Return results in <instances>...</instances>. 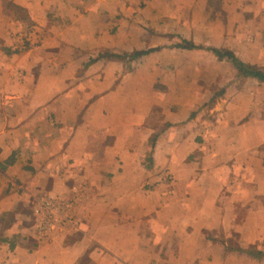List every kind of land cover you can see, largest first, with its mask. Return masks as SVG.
<instances>
[{
    "label": "crops",
    "instance_id": "1",
    "mask_svg": "<svg viewBox=\"0 0 264 264\" xmlns=\"http://www.w3.org/2000/svg\"><path fill=\"white\" fill-rule=\"evenodd\" d=\"M233 58L264 73V0H0V264H264V82Z\"/></svg>",
    "mask_w": 264,
    "mask_h": 264
},
{
    "label": "built area",
    "instance_id": "2",
    "mask_svg": "<svg viewBox=\"0 0 264 264\" xmlns=\"http://www.w3.org/2000/svg\"><path fill=\"white\" fill-rule=\"evenodd\" d=\"M82 190L75 191L74 197L46 196L40 200L34 211V228L40 237L53 232L79 231L82 217L78 215L77 208L81 202Z\"/></svg>",
    "mask_w": 264,
    "mask_h": 264
},
{
    "label": "trees",
    "instance_id": "3",
    "mask_svg": "<svg viewBox=\"0 0 264 264\" xmlns=\"http://www.w3.org/2000/svg\"><path fill=\"white\" fill-rule=\"evenodd\" d=\"M148 54L147 52H140V53H135L134 55L132 56H129V59L131 60H136L144 55ZM216 54L220 57H223V55L221 54V52L219 51H216ZM225 56L229 57V58H232V56L230 55H226ZM233 62L234 64L236 65V67L240 70V72L247 76V77H252V78H256V79H259L261 81L264 82V73L262 72H259V71H256L254 69H248L246 68L244 65L240 64L236 59L233 58Z\"/></svg>",
    "mask_w": 264,
    "mask_h": 264
},
{
    "label": "rangeland",
    "instance_id": "4",
    "mask_svg": "<svg viewBox=\"0 0 264 264\" xmlns=\"http://www.w3.org/2000/svg\"><path fill=\"white\" fill-rule=\"evenodd\" d=\"M125 61H126V60H125ZM127 62H128V61H127ZM127 62H126V63H127ZM263 72H264V71H263Z\"/></svg>",
    "mask_w": 264,
    "mask_h": 264
}]
</instances>
